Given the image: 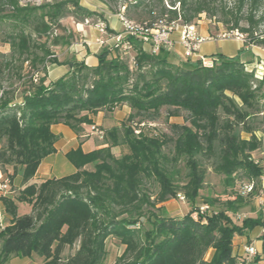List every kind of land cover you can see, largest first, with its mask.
Returning <instances> with one entry per match:
<instances>
[{"label": "trees", "instance_id": "obj_1", "mask_svg": "<svg viewBox=\"0 0 264 264\" xmlns=\"http://www.w3.org/2000/svg\"><path fill=\"white\" fill-rule=\"evenodd\" d=\"M26 1L0 0V45L9 48L0 52V171L8 185L21 177L16 196H0L9 217L0 231V264L35 255L41 264H102L109 238L123 248L114 264H248L254 257L232 254L233 238L256 227L263 228L264 254L262 217L232 219L255 200L264 176V161L253 157L261 145L255 133H264L263 81L237 57L216 54L208 59L211 66L199 60L173 64L171 52L151 54L133 36L126 38L133 65L107 47L96 54L95 67L75 58L60 63L52 48L70 44L60 22H83L93 13L78 0ZM168 2L165 7L163 0H129L124 16L148 27L164 16L196 25L202 14L212 19L219 8L218 23L225 30L243 34L246 47L264 49V37L256 33L264 0H234L231 9L217 6V0ZM50 65L68 66L69 72L50 82ZM120 106L130 113L120 127L105 131V147L69 151L73 174L31 183L42 161L55 153L52 126L64 125L82 138L98 112ZM163 112L166 121L183 120L170 125L172 135L150 129ZM123 147L119 156L113 154V148ZM206 166L223 176L227 187L235 185L218 212L216 200L200 197ZM251 182L254 191L242 195ZM154 185L157 192L151 193ZM178 195L191 209L180 218L166 217L164 204ZM20 204L30 212L18 215ZM201 206L208 211L200 213ZM75 245V252L62 258Z\"/></svg>", "mask_w": 264, "mask_h": 264}, {"label": "rangeland", "instance_id": "obj_2", "mask_svg": "<svg viewBox=\"0 0 264 264\" xmlns=\"http://www.w3.org/2000/svg\"><path fill=\"white\" fill-rule=\"evenodd\" d=\"M54 0H28L23 3H30L32 5H40L42 3H50ZM79 4L93 13V17L90 19H87L86 21L80 22L78 20L72 19V18H66L63 19L61 23V27L65 29V36L69 38L70 44L63 47V48H52L53 53L55 54V58L58 60V62L62 63L65 61H69L75 58L76 56V49H82V50H88L91 49L93 46V39L96 37V26L99 24H104L107 28V30H111L109 28L110 24L118 25L119 32L120 33L123 29L122 23L119 20V15L124 8L123 6L126 5L127 1L129 0H117V1H111V0H78ZM169 0H163L165 7H169ZM217 0V6H225L226 9H231L234 5V0H223L220 1ZM177 7V5H176ZM244 14L247 13V8H244L242 11ZM259 14H257V17ZM128 20L132 19L128 15L125 16ZM221 18V13L219 11V8H217V14L214 18L209 19L207 15L202 14L195 25L196 30L199 34V31H203L206 33L205 36H199L204 38H211L210 42L206 41L203 44H201L200 49L201 52H204L205 54H223V55H229V54H238L240 48L239 43L235 40V38L230 39H219V36L222 34H227V30H225L224 26L221 23H218V20ZM132 21V20H131ZM135 24H138L136 20H133ZM240 27L246 28L247 24L245 21H242L240 23ZM80 29V32L79 30ZM113 33L114 31L111 30ZM60 31L56 32L59 33ZM256 33L259 36L264 37V20L259 24V26L256 29ZM176 36V35H175ZM245 37V36H244ZM177 36L175 37V39ZM234 39V40H233ZM244 44V43H243ZM2 46V45H0ZM211 52V53H209ZM180 57L175 56L172 54L171 62L173 64H178L184 59ZM124 58H129L130 56L125 55ZM207 60L208 58L205 57ZM196 58H194L195 60ZM54 66L50 65L48 67L49 69ZM60 66V65H59ZM63 66V65H61ZM16 85V84H15ZM106 117H109V124L113 126L120 127L124 122H126V119L128 117V114H126V109L123 108V106H120L113 110L112 112H106L103 111ZM183 123V120L181 117L178 118H170L168 121L165 120L164 112L162 113L161 117L154 123V128H150L154 134H168L172 135V130L170 128V125L172 124H181ZM109 125V126H110ZM108 126V127H109ZM99 130L103 132V136L105 134V128L104 127H97ZM110 128V127H109ZM107 128V129H109ZM91 132V130L89 129ZM97 137V136H96ZM99 139V138H98ZM100 140V139H99ZM103 139L100 140V142L103 143ZM123 148L115 149L113 151V154L116 156H119ZM257 157V156H256ZM206 170V176L204 180V184L202 189L200 190V197L201 199L205 200L206 198H211L217 201L216 206L213 207L214 211L218 212L222 209L221 203L226 201L227 199H231L232 197H229L230 193L234 192L235 185L233 189L230 187H227L224 183L223 176L217 175L213 172V170L209 167H205ZM87 169L91 170V166H87ZM181 175H179V178L181 179L180 182L183 181L184 177V171L181 167ZM13 194L12 197L16 196L19 192L18 188H12ZM150 192L155 193L157 192L156 185L150 187ZM201 201V200H200ZM198 202L197 205H200L201 202ZM165 207V216L166 217H174V218H180L184 216L189 210L191 209L192 205L187 203L186 200L183 202L179 201L178 199H172L167 202V204H164ZM30 207L25 204L19 205V213L22 214L29 210ZM239 218L237 219V216H233V221L235 223L240 222L245 216L243 213L240 212ZM192 217H196L195 214L192 215ZM77 249V245L73 246V248L69 249L66 248L62 254V258H67L71 256L75 250ZM122 247L118 245L116 240H113L112 238H109L106 241V251L107 255L102 264H114L116 258L122 253ZM24 260L22 258H18L14 260L11 263L7 264H22ZM29 264H41L42 259L38 256H33L31 259L26 260Z\"/></svg>", "mask_w": 264, "mask_h": 264}, {"label": "crops", "instance_id": "obj_3", "mask_svg": "<svg viewBox=\"0 0 264 264\" xmlns=\"http://www.w3.org/2000/svg\"><path fill=\"white\" fill-rule=\"evenodd\" d=\"M109 28L114 31V34H117L119 32L118 25L110 24ZM80 32V29H78ZM96 32V37L93 39V46L91 49L88 50H82V49H76V56L75 59L79 62H84L85 65L89 67H95L97 65V59L96 54L100 51L101 48L97 47L95 44L96 39L99 38L98 32ZM199 34L201 36H205L206 33L203 31H199ZM234 40V39H233ZM239 43L240 50L238 54H229V55H223L227 58H233L237 57L240 62H242L246 69L248 71H256L257 65L259 63H263L264 66V49L261 47L256 46H250L246 47L244 46L242 41L235 40ZM210 42V41H209ZM144 49L146 51L149 50L148 45H145ZM9 51L8 46L2 45L0 46V52L7 53ZM182 49L179 45H176L174 47V51L171 52V55L174 54L177 57H180ZM211 53V52H209ZM198 56L207 57L210 59L214 56V54H205L204 52H201V50L197 53ZM69 72L68 66H52L48 71V81H55L58 78L66 75ZM258 73L262 77V81L264 83V69L259 70ZM123 108L126 109V114L130 113V109L127 106H123ZM109 117H106L104 112H98L95 117H93V126L95 127H104L105 131L108 130L107 128L115 127L113 125L109 124ZM110 125V126H109ZM109 126V127H108ZM109 128V129H110ZM87 136H84L82 138H78L68 127L58 124L51 127V131L54 135L57 136V141L54 145L55 153L46 157L42 163L40 164L34 179L31 181V183H41L48 179H59L64 176L71 175L75 172L74 167L67 161L66 154L69 151L76 150L77 148H81L83 152H90L95 149H99L101 147H105L102 142L96 137L95 134L89 131L90 127H86ZM255 136L260 141V149L253 153V157L261 158L264 161V133L262 132H256ZM244 138L248 139L249 136L243 135ZM115 149L119 148H113L112 152ZM2 180H4V175L0 171V184L2 183ZM21 177L17 176L13 179L12 183L9 184V188L12 190V188H18L21 189ZM13 193V190H12ZM0 196H2V193L0 192ZM6 197L12 198L11 195H6ZM167 204V203H166ZM0 207L2 208V205L0 203ZM30 212V209L26 212L20 214L19 213V207H18V215L28 214ZM241 213L244 214L245 217L250 218H256L258 216H261L264 221V194L262 196V204L259 205L257 201H252V203L248 206H245L241 211ZM240 214V213H239ZM238 214V215H239ZM244 217V218H245ZM6 221H8L9 217H5ZM263 233V228L256 227L253 230L247 232L246 234L242 236H235L233 238V249L232 254L236 256L237 258H245L247 257L245 253V247L251 246L256 251V256L254 259H252L255 262H252V260L248 261V264H264V254L261 250V241L259 240L260 236ZM18 258H12L9 260V263L13 262ZM22 264H29L26 262V260L29 259H23Z\"/></svg>", "mask_w": 264, "mask_h": 264}, {"label": "built area", "instance_id": "obj_4", "mask_svg": "<svg viewBox=\"0 0 264 264\" xmlns=\"http://www.w3.org/2000/svg\"><path fill=\"white\" fill-rule=\"evenodd\" d=\"M119 20L122 23V31L117 34H109L107 28L104 24H99L96 26L99 38L96 39L95 44L97 47H107L111 51L119 50L122 56L128 55L130 65H133V57L131 56L132 45L127 41V37L133 36L142 41L145 45H148L149 52L151 54H156L160 49H164L169 52L174 51V47L179 45L182 49L181 58L186 60H199L203 66H211V62L208 61L203 56H198L197 53L200 49L201 44L206 41H210L211 38H204L199 36L195 25H181L178 21H169L167 16H164L153 26L148 27L146 24L138 25L134 22L128 20L124 16V8L122 9ZM177 38L175 39V37ZM235 38L244 43L245 37L243 34L238 31H230L227 34H222L219 36V39H230ZM194 58H196L194 60ZM263 63H259L256 67V71H252L255 75V78L262 80L261 75L258 73L259 70H263ZM90 130L95 134L100 140L103 139V132L95 126H91ZM138 133V132H137ZM255 183L251 182L247 185H244L241 188L242 195H249L254 191ZM0 192L2 196L11 195L12 190L9 188V185L6 181L0 184ZM264 194V176L260 179V187L256 191L255 201L259 205L262 204V196ZM178 200L183 202L185 199L183 196L178 195ZM200 213H205L208 211L207 206H201L199 208ZM240 216L237 215V219ZM6 227L5 215L0 207V231L4 230ZM245 253L247 257L253 258L256 256V251L253 247H245Z\"/></svg>", "mask_w": 264, "mask_h": 264}]
</instances>
